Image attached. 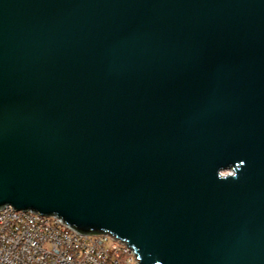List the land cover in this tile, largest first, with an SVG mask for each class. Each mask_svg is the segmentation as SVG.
Segmentation results:
<instances>
[{
	"label": "water",
	"instance_id": "water-1",
	"mask_svg": "<svg viewBox=\"0 0 264 264\" xmlns=\"http://www.w3.org/2000/svg\"><path fill=\"white\" fill-rule=\"evenodd\" d=\"M7 207L264 264V0H0Z\"/></svg>",
	"mask_w": 264,
	"mask_h": 264
},
{
	"label": "built area",
	"instance_id": "built-area-1",
	"mask_svg": "<svg viewBox=\"0 0 264 264\" xmlns=\"http://www.w3.org/2000/svg\"><path fill=\"white\" fill-rule=\"evenodd\" d=\"M109 234H82L59 218L0 210V264H138Z\"/></svg>",
	"mask_w": 264,
	"mask_h": 264
}]
</instances>
